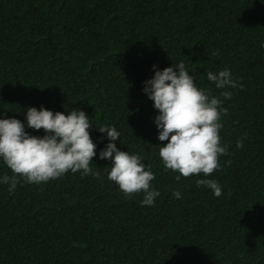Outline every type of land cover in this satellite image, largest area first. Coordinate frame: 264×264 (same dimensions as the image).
Wrapping results in <instances>:
<instances>
[{
	"label": "trees",
	"instance_id": "1",
	"mask_svg": "<svg viewBox=\"0 0 264 264\" xmlns=\"http://www.w3.org/2000/svg\"><path fill=\"white\" fill-rule=\"evenodd\" d=\"M261 41L264 0H0V117L23 121L26 106L82 109L97 153L107 142L97 126L117 128V147L151 165L160 192L141 207L142 195L126 197L98 155L96 177L21 180L11 194L0 184V264H264ZM179 61L211 95L221 90L206 70L227 67L243 84L223 101L228 154L208 177L220 196L195 185L203 174L176 180L158 155L167 141L143 82L154 64ZM0 175H11L2 162Z\"/></svg>",
	"mask_w": 264,
	"mask_h": 264
},
{
	"label": "clouds",
	"instance_id": "2",
	"mask_svg": "<svg viewBox=\"0 0 264 264\" xmlns=\"http://www.w3.org/2000/svg\"><path fill=\"white\" fill-rule=\"evenodd\" d=\"M260 47L264 48V41L260 42ZM152 67L153 75L143 82L142 91L158 110L154 117L157 138L167 141L158 144L164 169L177 173L176 180L203 174L195 180V185L220 196L221 186L208 177L219 170L218 158L228 154L229 146L221 143L219 135L223 127L221 118L228 113L223 101L229 100L243 84L227 67L215 72L206 70L207 80L221 90L219 96H214L197 86L183 61L163 69L155 64ZM92 124L82 109L53 112L43 105L26 106L23 121L0 117V162L11 171V175H0V184L11 194L21 180L39 185L69 171L79 172L82 177L89 174L96 177L99 173L90 164L98 155L99 159L111 161L110 166H106L107 179L126 197L140 194V206H152L160 192L151 184L155 179L151 165L144 163L140 155L117 147L120 132L113 126H97L100 133L106 134L107 141L97 153V144L89 132ZM26 127L43 129V135L29 134ZM246 138V134L238 137L235 147L242 148ZM172 195L181 198L179 190H174Z\"/></svg>",
	"mask_w": 264,
	"mask_h": 264
}]
</instances>
